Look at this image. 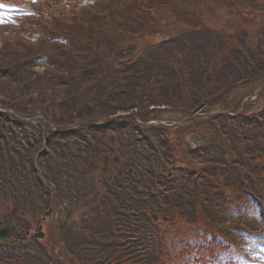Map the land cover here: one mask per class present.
Here are the masks:
<instances>
[{"label": "trees", "instance_id": "16d2710c", "mask_svg": "<svg viewBox=\"0 0 264 264\" xmlns=\"http://www.w3.org/2000/svg\"><path fill=\"white\" fill-rule=\"evenodd\" d=\"M195 1L109 0L112 6L109 8L110 12L88 14L84 21L79 13L82 4L80 0H59L57 8L45 15L51 18L58 10L63 12L64 7L77 10L78 15L74 18L79 17L83 27L79 26L81 35L76 45L83 55V61L75 52L66 51L68 62L65 67L57 68L54 73L52 70L38 73L32 70V66L39 61L36 59L39 56L36 51H25L20 57L16 54L11 58L8 56L9 52H3L0 65L4 57L8 56L9 60L4 62L5 66H0V109L6 111L0 112V198H10L15 202L22 199L21 195H28L33 191L36 194L39 191L41 199L43 195L46 196L48 205L51 201L57 200L60 203L67 200L70 198V191L77 204L97 190L101 196L94 203V209L81 212L85 236L91 242L94 241V246L98 248L95 253H99L102 248L109 252L119 245V241L129 238L125 234L128 231L125 226H132L135 221L130 218L131 213L140 218L141 215H155L160 208H179L191 224L197 222L202 227L208 225L211 228L213 225L214 228L219 225L220 215L225 216L230 209L231 202L226 198L229 196L230 201L242 199L237 202V211H241L243 203L253 205L252 208L258 207L261 221L263 220L264 112L249 125V132L241 129L234 119L214 114L207 122L213 118L215 121H222V117L225 121L218 124V139L215 136L213 138V158L208 159L212 160L210 162L213 167L202 163L196 166L187 164L178 168L175 173H172L175 169L170 170L165 164L156 166L162 162L160 160L173 156V144L169 142L166 129L138 126L129 116H118L107 125L95 124L106 122L117 113L132 110L146 118L149 107L164 105L174 108L177 103L192 97L194 104L196 103V106H192V111L195 112L210 101L213 92L230 90L232 88L228 85L235 86L236 82L241 85L253 84L264 78V25L253 32L238 28L231 35L228 28L233 19L230 18L229 24L224 21L225 25L228 24L227 27L220 31L212 30L211 22L208 20V24L203 19L204 15H195ZM198 1L199 8L209 13L207 5L211 0ZM260 1L262 2L213 0V14H220L221 11L218 10L228 8L230 16L236 17V13L242 14L240 9L244 5L249 6L254 15L264 14V0ZM218 3L219 7L214 9ZM170 6H174L176 14L170 17L167 24L161 26L142 19L157 11H165V7ZM138 22L142 24L138 25ZM148 22L151 23L147 31L152 35L150 46L155 51H148L145 56L140 53L137 58L130 55L124 60L125 66L111 74L112 66L122 60L120 45L136 38L139 32H145ZM195 24H202V30ZM65 25L67 31L72 27L73 31H77V26ZM45 29L47 31L51 28ZM103 34L108 37L105 41L100 37ZM62 59L66 60L65 54ZM19 60H22V66L14 67ZM224 65L230 67L226 69ZM113 80L120 82L119 88L110 83ZM101 84H104V88L100 87ZM115 91L118 92L116 96L113 95ZM222 108L227 110L224 105ZM36 115H40L45 122H24L20 119ZM238 121L240 122L239 119ZM228 123H232L231 126L228 127ZM77 124L82 125L64 134L42 131L50 126L56 130H65ZM112 124L124 129L127 137L121 138L122 134H118L112 141H103L104 146L83 140L84 147L65 148L61 150V155H53L55 160L51 165L43 162L48 153L41 151L34 162L46 136L56 140L69 135L79 137V129L85 126L106 129ZM131 125L137 126V129ZM247 125L248 122L245 123ZM149 132L156 133L158 139L151 141L146 135ZM206 132L205 130V134ZM176 134L175 137L181 140L178 130ZM50 139H47L48 144L51 143ZM243 140L248 144L244 147L246 154L241 156L240 146ZM156 146H163L165 149L160 160L151 154ZM107 151L115 152L117 164L125 172L111 180L100 177L95 181L94 174L90 172L92 168H87L86 162L94 159L95 164L98 163L99 155ZM231 161V165L234 164L233 173L223 180V186H230L228 188L233 191L230 192L227 188L226 193L221 189L215 194L209 193L207 176H213V180L224 178L225 169ZM259 161L263 162L262 165ZM30 174L34 175V179L29 177ZM73 176L75 181L72 182ZM96 184L98 187L94 186ZM199 193L202 195L199 196ZM20 196L21 199L17 200ZM123 218H129V224L122 221ZM152 220L153 223H149L145 230L148 226H158ZM114 224L119 229H114ZM57 233L60 238L62 236L61 242L66 241V238L71 241L64 231L59 230ZM155 239V243L151 242L153 251L141 258L139 263L148 259L152 260L151 264L163 262L162 255H168L167 251L172 249L162 237ZM213 242L217 245L214 238ZM71 255L73 256L72 253ZM119 257L122 260L107 264H138L132 254L121 253ZM77 258L80 261L86 257L81 254ZM55 259L56 264H65L58 257ZM41 264H47V260H43Z\"/></svg>", "mask_w": 264, "mask_h": 264}, {"label": "rangeland", "instance_id": "374dc122", "mask_svg": "<svg viewBox=\"0 0 264 264\" xmlns=\"http://www.w3.org/2000/svg\"><path fill=\"white\" fill-rule=\"evenodd\" d=\"M35 1H40L42 7L45 6L43 0H34L31 2L27 1V8H37L38 4ZM58 1L59 0H54L53 4H46L48 10L56 9ZM4 2L9 1H2V3ZM203 2H208V0H204ZM243 2H245V0H243ZM257 2L262 1L257 0ZM200 4L202 5V3ZM219 5L220 3H218L214 9L219 7ZM111 7L109 0H86L81 4L79 13L82 19L86 21V16L88 14L95 13L100 15L110 12L109 8ZM193 7L195 15H204L203 19L208 24L209 20L211 22L212 30L215 31H220L227 27L230 18L233 19L228 28L231 35L234 34L238 28H243L245 30L248 29V31L253 32L257 27H262L264 25V14L254 15L249 6L246 5L240 9L242 14L236 13V17L230 16L228 8L218 10L221 11L220 14H213V0L207 5L209 13L202 11L199 8L198 0L194 2ZM63 10V12L58 10L57 13L52 14L53 17L48 18L51 27L50 30L46 31V29L40 25L39 21H37L35 29L29 31L25 29L24 26L33 24L31 19L32 16L35 18L36 15H33L29 10L18 9L11 5H9V7L0 8V57L3 52H9L8 56L10 58L12 55L15 56L16 54L20 57L24 51L33 53L32 50H27L25 48V43H34L36 45L35 51L39 53V56L36 57L39 61L35 64V67L39 72L52 70L54 73L57 68L65 67L68 62V54L65 53L66 51L75 52L77 57L83 61V55L76 45V42L80 39L81 35L79 26H82V20L79 17L74 18V16L78 15L76 9L64 7ZM136 17L140 18L139 15H136ZM148 20L153 22L151 19ZM225 20L228 21L227 25L224 24ZM65 24L77 26V31H73V27L71 30L67 31V26ZM141 24V22H138V25ZM157 24L161 26L163 25L158 21ZM149 25H151V23L148 22V28L145 29V32H139L136 38L129 39L120 45V55L123 60H127L130 55L132 57L136 56L135 58H137L140 53H143L145 56L148 54L146 52L155 51L150 46L152 35L150 32L147 33ZM195 25L202 30V24ZM164 32H166V30H164ZM26 33H29V38L24 42L21 38L25 37ZM100 37H102V41H105L108 38L105 34ZM124 52L127 54L124 55ZM64 54L66 55V60L62 59ZM8 56L3 58L4 61L0 66H5L4 62L9 60ZM61 61L65 63L62 64ZM20 62H22V60L16 62L14 67L22 66ZM120 67L122 66L118 63L114 64L110 69V73L113 74V72ZM224 67L228 69L230 65H224ZM130 68H133V66ZM230 70H232V68ZM35 74L38 75L37 73ZM110 83L113 84L115 88L120 87V82L118 80H113ZM236 83L235 86L228 85L229 88H232L230 90L213 92V97L210 101L205 103L204 107L197 112L207 113L215 109H224L222 108L224 105L227 107V110H224L234 114L229 118L234 119L241 129H246L249 132L251 131L249 125L261 117L264 112V78L258 83L253 84L241 85L240 82ZM100 87L104 88V84H101ZM117 93L118 92L115 91L113 92V95L116 96ZM249 98L252 99L249 100ZM196 100L197 99L195 98V101ZM197 102H199V100ZM192 106H196L193 97L177 103L174 108L162 105L154 106L152 108L149 107L145 114L146 118H142L140 113H132L134 120L137 118L141 120L153 118V120H149L152 124H157L158 120H161V123L163 122L164 126H169L166 127V130L170 139L168 140L170 144H173V156L160 160V157H163L165 149L163 146H156L151 154L162 161L156 166H163V164H165L168 169H175L172 173H175L178 168L186 166L187 164L196 166L202 163L203 165L207 164L208 166L213 167V163L210 162L212 160H208L209 158H213V138L215 136L218 139V135L220 134L218 124H223L225 118L222 117V121H215V118H213L210 122H207L209 118L214 117V113L205 116L196 115L191 118V123L187 122L178 126L175 125L176 127H171V124L174 121L190 117L194 113H197L192 111ZM246 122H248L247 126H245ZM231 124L232 123H228V127L231 126ZM96 125L101 126L100 124ZM132 127L137 129V126ZM199 127L202 129L200 130ZM177 130L182 136L181 140H178V138L175 137L177 136V134L175 135ZM205 130L207 131L206 134ZM79 131V137H66L60 140L51 138V143L48 144L45 142V148L42 149V151H46L48 157L43 162L47 165H51L55 160L53 155H61V150L65 148L76 149L84 147L85 141L83 140L89 141L90 144L93 145L104 146L102 144L103 141H106L107 139H116L118 134H122L121 138L127 137V132L124 129L121 130L113 124L106 129H93L85 126L82 129H79ZM146 135L150 137L151 141H156L158 139L157 134L154 132H149ZM247 144L248 142L246 140L242 141L240 146L241 156L246 154L244 147ZM87 148L89 147L87 146ZM190 151L193 152L188 153ZM114 154V151H107L105 154L101 153L98 158V163L96 164L94 159L87 160V168H93L90 172L94 174L93 178L95 181L100 177L112 178L115 176L116 169L114 167L110 169L109 166V164L112 163ZM107 160L111 162L107 164ZM167 162L172 164L170 165ZM262 163L263 162L259 161L260 165H262ZM231 164L232 161L231 163H228V167L225 169L226 173L224 174V178L213 180V176L205 175V177L207 176L206 183L209 193L215 194L220 189L226 193L227 188L230 186L226 185L225 188L223 186V180L233 173L234 164ZM29 177L34 179V175L32 174H30ZM73 181H75V176L72 177V182ZM228 189L230 192L233 191V189ZM69 195L70 198L67 200H62L60 203H54L57 206H55L57 211L54 210L52 217L47 219L43 224V231L46 233L47 239L44 237L42 240H36L29 237L28 243L30 242V245L32 246H28V251H26V249H21L18 244L20 240L24 238H18V241L16 239L17 242L15 243L17 245L16 247L12 246L15 247L13 250L8 249V255L0 252V264H40L46 259L51 264H56L55 257L64 261L65 264H107V262L122 260V257H119L121 253L132 254V256L137 259L138 264H151V259L146 260L144 263H139V260L153 251L150 249L153 247H148L147 242L152 240V242L155 243V238L157 237H162L172 249L167 251L168 255H162L163 262L160 261L154 264H196V262L205 264L203 262L204 260H208V264H213V258H217L222 264H264V242L261 238L262 234L264 235V227L262 225V223H264V218L260 221L261 213H259V208L256 207L255 209H252L253 205H250L249 203H243L241 209L242 212L237 211V202L242 199H232L230 201L229 196L226 197L228 198L227 200L231 202L230 209L227 210L225 215L229 218L225 221L227 228H221L217 225L214 228L213 225H211L210 228V226L207 225L206 227H201L200 232L197 234L191 233L188 230L186 224H190V220L185 214L181 213L179 208H160L159 212H156L155 215L151 216V214H148L147 217L141 215L140 218H136L135 215H133L135 213H131L130 218L135 221L132 222V226H125L128 231L124 230L126 236L129 238L119 241V245L109 252L102 248L99 253H95V250L98 248L94 246V241L91 242L88 236H85L83 218H81L82 210L78 207L79 205L76 207V199L72 197L70 191ZM201 195L202 194L199 193V196ZM21 196H23L22 199ZM21 196L17 199L21 200L15 202L9 201L7 198H0V227L10 222H15V225L20 227L21 215L27 225H29L31 221H34L35 224V220H40L44 212L42 211L43 208L48 207V205H46V196L43 195L41 199L39 191H37L36 194L35 191H33L28 195L24 194ZM58 196L61 199V196ZM57 204H60L59 207ZM61 204H65L67 208H63ZM13 208L19 210L18 214H16L17 216L7 218V215ZM210 209L213 208L210 206ZM152 219H154L158 226H153V228H149L148 226V229L145 230L149 223H153ZM223 219L224 216H221L219 225L222 224ZM136 220H140V222ZM48 221L52 225V230L48 228ZM122 221H127L129 224V218H123ZM36 228L37 225H34L31 229L36 231ZM114 229H119V227L114 224ZM59 230L64 231L66 237L71 241L65 237L66 241L61 242L62 236L60 238L57 233ZM213 238L218 246L214 245ZM89 243H91V245H89ZM178 248L183 250L177 251L176 249ZM176 251L179 254L176 253ZM81 254L85 255L86 258L79 261V258L77 257H80Z\"/></svg>", "mask_w": 264, "mask_h": 264}, {"label": "water", "instance_id": "95a60500", "mask_svg": "<svg viewBox=\"0 0 264 264\" xmlns=\"http://www.w3.org/2000/svg\"><path fill=\"white\" fill-rule=\"evenodd\" d=\"M11 228L12 226H7L0 230V244L6 245L9 243L8 235Z\"/></svg>", "mask_w": 264, "mask_h": 264}, {"label": "bare ground", "instance_id": "6f19581e", "mask_svg": "<svg viewBox=\"0 0 264 264\" xmlns=\"http://www.w3.org/2000/svg\"><path fill=\"white\" fill-rule=\"evenodd\" d=\"M83 205L87 206V203L86 202H82ZM186 227L188 228V230L191 232V233H194V234H197L200 232V228L202 227L200 224H198L197 222L196 223H193V224H186ZM14 234L13 233H10L9 235H12Z\"/></svg>", "mask_w": 264, "mask_h": 264}, {"label": "snow or ice", "instance_id": "6c2138e0", "mask_svg": "<svg viewBox=\"0 0 264 264\" xmlns=\"http://www.w3.org/2000/svg\"><path fill=\"white\" fill-rule=\"evenodd\" d=\"M4 7H7L6 5H0V8H4Z\"/></svg>", "mask_w": 264, "mask_h": 264}]
</instances>
